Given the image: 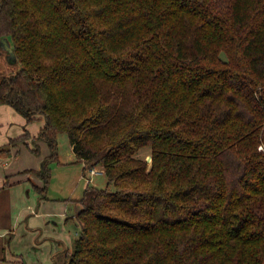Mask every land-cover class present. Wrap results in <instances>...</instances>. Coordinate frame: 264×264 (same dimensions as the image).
Instances as JSON below:
<instances>
[{"label": "trees", "instance_id": "16d2710c", "mask_svg": "<svg viewBox=\"0 0 264 264\" xmlns=\"http://www.w3.org/2000/svg\"><path fill=\"white\" fill-rule=\"evenodd\" d=\"M5 38L0 106L45 124L0 153L48 145L42 197L61 134L108 178L66 264H264V0H0Z\"/></svg>", "mask_w": 264, "mask_h": 264}, {"label": "crops", "instance_id": "0c3cea01", "mask_svg": "<svg viewBox=\"0 0 264 264\" xmlns=\"http://www.w3.org/2000/svg\"><path fill=\"white\" fill-rule=\"evenodd\" d=\"M44 124V120L28 124L12 107L0 106V147L26 131L36 137ZM29 144L0 153V264H66L70 252L63 241L65 234H59L56 227L62 221L67 224L69 206L74 203L72 199L56 203L47 192L42 197L36 191L35 186L42 187L43 181L24 172L39 170L50 149L45 142H38L41 154L37 156L31 150L34 144L31 141ZM27 187L34 189L33 198Z\"/></svg>", "mask_w": 264, "mask_h": 264}, {"label": "rangeland", "instance_id": "374dc122", "mask_svg": "<svg viewBox=\"0 0 264 264\" xmlns=\"http://www.w3.org/2000/svg\"><path fill=\"white\" fill-rule=\"evenodd\" d=\"M19 69L20 67L12 57L11 52L4 49L0 42V82L6 76L15 75ZM58 142V161L49 163V168L51 170V178L47 188L49 198L56 203H63L64 200L70 202V199H72V203L75 204L76 200L83 197L85 188L88 186V180H91L89 183L91 186H96L98 188L107 187L108 178L105 174L92 176L90 171L86 170L85 176H83L84 165L82 162L78 161L73 149L71 148L67 135L61 134L58 138ZM141 152L138 155L141 154L142 157H147V161L151 162L152 158L150 156V150L147 149L142 153ZM27 161L29 162V158H27ZM97 168L101 169L102 167L97 166ZM26 190L30 192L31 198H33V194L35 193L34 189L32 187H27ZM111 190H113L112 187ZM74 204L69 206V220L66 222L67 224H65V221H62L56 227L59 234H65L63 241L66 243L70 253L74 249L75 241L79 237L78 235L80 230L75 218L78 209L76 208V204L75 206ZM40 211L42 210L40 209ZM13 213H16L14 209ZM5 220H7V218Z\"/></svg>", "mask_w": 264, "mask_h": 264}, {"label": "water", "instance_id": "95a60500", "mask_svg": "<svg viewBox=\"0 0 264 264\" xmlns=\"http://www.w3.org/2000/svg\"><path fill=\"white\" fill-rule=\"evenodd\" d=\"M1 45L4 49L9 50L12 54V57L15 59V54H14L12 47L10 45V42L7 38L1 40Z\"/></svg>", "mask_w": 264, "mask_h": 264}, {"label": "built area", "instance_id": "2783aa9c", "mask_svg": "<svg viewBox=\"0 0 264 264\" xmlns=\"http://www.w3.org/2000/svg\"><path fill=\"white\" fill-rule=\"evenodd\" d=\"M89 171H90L92 176H100V175L105 174V171L103 168H101V169L100 168H92ZM88 181H89V183L91 182V180H88Z\"/></svg>", "mask_w": 264, "mask_h": 264}]
</instances>
